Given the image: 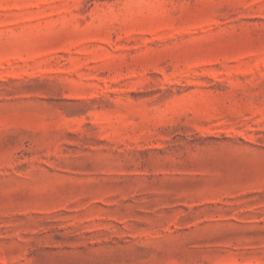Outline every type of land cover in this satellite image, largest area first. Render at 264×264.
Masks as SVG:
<instances>
[{
  "label": "rangeland",
  "instance_id": "obj_1",
  "mask_svg": "<svg viewBox=\"0 0 264 264\" xmlns=\"http://www.w3.org/2000/svg\"><path fill=\"white\" fill-rule=\"evenodd\" d=\"M0 264H264V0H0Z\"/></svg>",
  "mask_w": 264,
  "mask_h": 264
}]
</instances>
